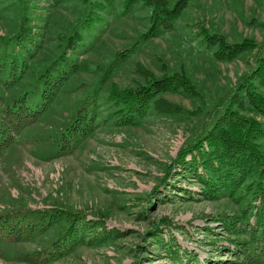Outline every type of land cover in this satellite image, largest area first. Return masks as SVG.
Here are the masks:
<instances>
[{
  "label": "rangeland",
  "instance_id": "obj_1",
  "mask_svg": "<svg viewBox=\"0 0 264 264\" xmlns=\"http://www.w3.org/2000/svg\"><path fill=\"white\" fill-rule=\"evenodd\" d=\"M190 1L177 29L149 39L100 85L104 92L112 82L120 86L142 83L135 71L137 64L156 76L166 69H184L201 98L176 93H163L162 97L187 111L172 115L150 112L138 126L118 127L105 121L107 109L99 103L98 126L91 136L69 153H60L52 143L63 110L84 94L75 86L82 82L93 85L97 68L108 65L115 52L128 48L146 29L147 10L113 0L105 11H98L104 24L78 55L82 68L73 81L63 87L48 112L0 155V213L60 205L96 220L98 225L88 233L91 237L102 227L121 233L105 242L79 244L67 256L48 264H177L160 246L161 240L174 246L182 264H228L237 258L227 251L232 244L226 240L229 235L219 224V216L237 212L239 205L226 197L203 198L193 175L185 174L175 158L191 137L196 119L190 112L223 97L248 69L255 50L248 48L232 61H216L209 52L195 48L193 34L204 26L229 42L248 39L262 44L264 51V0ZM33 2L50 11L38 37V60L53 56L59 35L69 33L83 7L81 0ZM19 16L14 0H0V35H12ZM55 236L49 231L31 241H0V264H34L25 261V253L46 246ZM259 264H264V257Z\"/></svg>",
  "mask_w": 264,
  "mask_h": 264
},
{
  "label": "trees",
  "instance_id": "obj_2",
  "mask_svg": "<svg viewBox=\"0 0 264 264\" xmlns=\"http://www.w3.org/2000/svg\"><path fill=\"white\" fill-rule=\"evenodd\" d=\"M14 1L20 12L17 29L12 35H0V155L13 144L16 136L48 112L63 87L73 81V76L82 68L78 55L89 47L97 36L96 29L104 24L98 11H105L113 2L81 0L83 12L69 33L59 35L58 50L51 57L37 60L38 37L50 11L39 7L34 0ZM190 2L125 0L128 8L139 4L147 10L146 29L137 34L128 48L115 52L108 65L97 68L98 78L93 85L82 82L75 86L84 94L63 110L62 122L51 138L60 153L72 152L94 133L98 126L99 103L107 109L105 121L122 127L140 125L150 112L172 115L187 111L164 99L163 93L201 98L196 83L184 69L181 72L166 69L156 76L141 64H137L135 71L142 83L120 86L112 82L107 91L100 92L101 83L123 60H129L149 39L177 29V22ZM193 35L195 48L209 52L216 61H232L244 50L255 48L248 69L237 77L223 97L203 103L190 112L196 119L190 128L191 137L178 150L175 162L185 174L193 175L203 198L226 197L239 205L237 212L232 210L219 216V224L229 235L226 240L232 244L227 251L237 257L228 264H259L264 257L262 44L247 42L248 39L229 42L204 26ZM257 115L261 119H257ZM100 219L103 221V217ZM96 223L88 219L86 213L60 205L7 210L0 213V241H31L53 231L56 236L46 246L30 250L24 256L27 262L48 264L67 256L79 244L105 242L121 234L113 228L102 227L91 237L89 230H93ZM159 244L175 263L182 264L173 245L163 240Z\"/></svg>",
  "mask_w": 264,
  "mask_h": 264
}]
</instances>
